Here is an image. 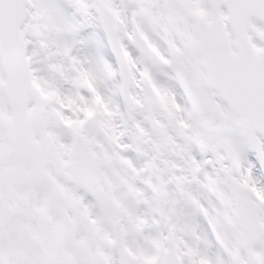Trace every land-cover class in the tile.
<instances>
[{"label":"snow or ice","instance_id":"1","mask_svg":"<svg viewBox=\"0 0 264 264\" xmlns=\"http://www.w3.org/2000/svg\"><path fill=\"white\" fill-rule=\"evenodd\" d=\"M0 264H264V0H0Z\"/></svg>","mask_w":264,"mask_h":264}]
</instances>
